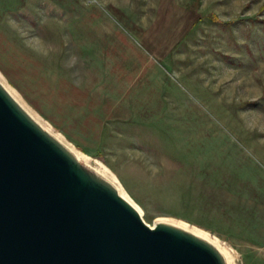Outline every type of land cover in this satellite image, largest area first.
I'll return each mask as SVG.
<instances>
[{
    "label": "rangeland",
    "instance_id": "1",
    "mask_svg": "<svg viewBox=\"0 0 264 264\" xmlns=\"http://www.w3.org/2000/svg\"><path fill=\"white\" fill-rule=\"evenodd\" d=\"M107 21L134 47L128 71L103 47ZM0 74L145 222L264 264V0H3ZM90 88L129 106L88 102Z\"/></svg>",
    "mask_w": 264,
    "mask_h": 264
},
{
    "label": "water",
    "instance_id": "2",
    "mask_svg": "<svg viewBox=\"0 0 264 264\" xmlns=\"http://www.w3.org/2000/svg\"><path fill=\"white\" fill-rule=\"evenodd\" d=\"M0 264H223V259L182 229L145 222L0 86Z\"/></svg>",
    "mask_w": 264,
    "mask_h": 264
},
{
    "label": "bare ground",
    "instance_id": "3",
    "mask_svg": "<svg viewBox=\"0 0 264 264\" xmlns=\"http://www.w3.org/2000/svg\"><path fill=\"white\" fill-rule=\"evenodd\" d=\"M0 86L3 88V91L7 94V96L14 102V104L27 116V118L31 120L46 135L53 139L59 146H61L63 150L77 164H79L93 177L110 186L115 191V193H117V195L131 204L141 215L140 209L128 196V194L119 184L116 177L103 164L75 148V146L71 144L63 135H61L46 120H44L39 114H37L32 108H30L19 96V94L6 82L2 74H0ZM156 222H164L170 224L192 234L195 237H198L199 239L203 240L211 247H213L219 253L221 258L223 259V264H236V254L232 251V248L210 233L188 223L173 219L160 218L155 220L153 223Z\"/></svg>",
    "mask_w": 264,
    "mask_h": 264
},
{
    "label": "crops",
    "instance_id": "4",
    "mask_svg": "<svg viewBox=\"0 0 264 264\" xmlns=\"http://www.w3.org/2000/svg\"><path fill=\"white\" fill-rule=\"evenodd\" d=\"M3 25V0H0V26ZM105 29L102 30V34L104 36L105 41L103 42V47L109 54H115L119 53L120 58L123 57L122 64H120V67L122 69L126 68V71L130 69L132 62L135 60V51L134 47L130 46V40L126 36L125 32L120 30L118 27L114 26V22L107 21L105 22V25L103 26ZM119 58V59H120ZM141 58V57H140ZM125 76H121L120 79L117 81V83H128L129 77L128 75L124 74ZM106 92H103V95L100 93H97L90 88L88 92L86 93L88 102H94L97 100L102 102L101 104H97V106L101 107H120V106H129V104H118L115 105L112 102L116 99H111L108 93V90L105 89ZM128 96H124L121 98V100H127ZM117 98V97H116ZM92 104V103H91Z\"/></svg>",
    "mask_w": 264,
    "mask_h": 264
}]
</instances>
